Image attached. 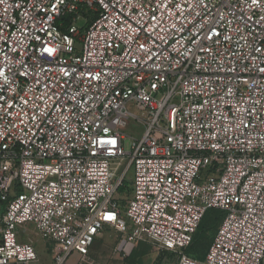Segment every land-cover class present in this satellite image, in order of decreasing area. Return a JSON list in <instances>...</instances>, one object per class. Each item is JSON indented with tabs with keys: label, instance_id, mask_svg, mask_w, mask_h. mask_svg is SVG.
Here are the masks:
<instances>
[{
	"label": "built area",
	"instance_id": "built-area-1",
	"mask_svg": "<svg viewBox=\"0 0 264 264\" xmlns=\"http://www.w3.org/2000/svg\"><path fill=\"white\" fill-rule=\"evenodd\" d=\"M30 225L53 264H98L106 228L264 264V0H0V264H43Z\"/></svg>",
	"mask_w": 264,
	"mask_h": 264
},
{
	"label": "rangeland",
	"instance_id": "rangeland-1",
	"mask_svg": "<svg viewBox=\"0 0 264 264\" xmlns=\"http://www.w3.org/2000/svg\"><path fill=\"white\" fill-rule=\"evenodd\" d=\"M84 22L80 21L78 27L82 28ZM80 48V45L77 44ZM128 109L131 113L137 115L138 117L148 119V113L139 110L135 104L131 103L128 105ZM126 140L124 142V148L127 152L131 151L133 138H139L142 136L144 129L141 123L137 120L132 119L129 126L125 129ZM127 162H123L122 166L119 168V173L125 170ZM129 180L133 176V169L128 171L127 174ZM131 190L129 186L125 188L124 192L120 195L122 198L123 205L126 204L127 200L130 198ZM216 212L210 211L207 215L206 223H203L192 246L189 249L191 256L196 259H204L207 250L215 236V233L219 227L220 221H212ZM212 221L211 223H209ZM30 231H34L33 225L28 226ZM35 238L37 241L36 248L41 254L43 264H53L50 242L49 240L41 239L37 232L24 233L21 231L19 234V241L28 242V235ZM120 234L112 229L106 228L102 234L96 238L95 242L91 247V257L98 264H177V256L173 253L164 251L154 244H141L140 246L124 245L121 246Z\"/></svg>",
	"mask_w": 264,
	"mask_h": 264
},
{
	"label": "trees",
	"instance_id": "trees-1",
	"mask_svg": "<svg viewBox=\"0 0 264 264\" xmlns=\"http://www.w3.org/2000/svg\"><path fill=\"white\" fill-rule=\"evenodd\" d=\"M128 186H129V181H126L125 184H124V187L120 189V192L123 193L124 190H125V188H127ZM210 211L216 212V215L214 216V218L212 219V221H213V220H214V221L219 220V221H220V223H219V227H220V225H221V223H222V221H223V219H224V217H225V212H223V211H221V210H218V209H210V210H208V211L206 212L205 216L203 217L202 222H201V224H200V226H199V228H198V230H197V232H196V234H195V236H194L193 242H194L195 237H196V235L198 234L200 228L202 227L203 223H206L207 215H208V213H209ZM212 221H210L209 223H211ZM219 227H218V229H219ZM218 229H217V231H218ZM217 231H216V233H215V236H216V234H217ZM215 236H214V238H215ZM214 238H213V240H214ZM213 240H212V242H213ZM193 242H192V244H193ZM212 242H211V244H212ZM141 244H148V243H140L138 246H140ZM192 244L186 249L185 252H186L190 257L196 259L195 257L191 256L190 253H189V249H190V247L192 246ZM211 244H210V246H211ZM210 246H209V248H210ZM209 248H208V250H207V253H208V251H209ZM207 253H206V255H207ZM206 255H205V258H206ZM205 258H204V259H205ZM204 259H201V260H204ZM197 260H200V259H197Z\"/></svg>",
	"mask_w": 264,
	"mask_h": 264
}]
</instances>
